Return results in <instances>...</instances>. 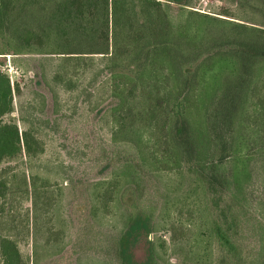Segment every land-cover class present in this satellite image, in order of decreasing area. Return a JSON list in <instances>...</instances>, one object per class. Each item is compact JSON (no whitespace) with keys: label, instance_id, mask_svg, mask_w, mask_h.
Segmentation results:
<instances>
[{"label":"rangeland","instance_id":"rangeland-1","mask_svg":"<svg viewBox=\"0 0 264 264\" xmlns=\"http://www.w3.org/2000/svg\"><path fill=\"white\" fill-rule=\"evenodd\" d=\"M163 4L192 36L208 30L195 11L264 28V0ZM73 37L54 38L62 47L52 54L3 56L16 87L5 121L43 152L0 163V264H264V139L238 125V105L217 114L212 99L193 104L212 127L187 156L173 143L167 100L152 93L168 85L166 54L148 70L116 73ZM130 80L141 97L122 104Z\"/></svg>","mask_w":264,"mask_h":264},{"label":"trees","instance_id":"trees-1","mask_svg":"<svg viewBox=\"0 0 264 264\" xmlns=\"http://www.w3.org/2000/svg\"><path fill=\"white\" fill-rule=\"evenodd\" d=\"M192 16L203 18L208 30L192 36L186 25L174 28L163 0H0V163L43 152L33 134L5 121L15 109L16 87L4 70L3 56L52 54L62 47L54 38L63 34L99 48L93 53L109 57L116 73L126 66L135 72L148 70L155 54H166L163 63L168 69L161 74L168 85L152 93L167 100L173 143L187 156L199 153L206 129L212 127L207 114V121L199 124L193 104L210 99L218 106L217 114L238 105V125L264 139V28L196 11ZM214 29L218 37H212ZM134 80L125 83L122 104H136L141 97ZM240 144L238 140V148ZM233 221V216L225 218L226 229ZM224 238L232 249L234 244ZM7 243L11 257L17 256L16 248Z\"/></svg>","mask_w":264,"mask_h":264}]
</instances>
